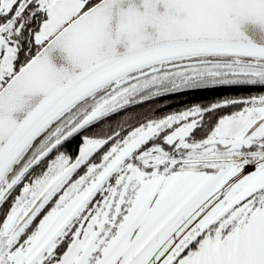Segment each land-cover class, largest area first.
Segmentation results:
<instances>
[{"label":"snow or ice","instance_id":"6c2138e0","mask_svg":"<svg viewBox=\"0 0 264 264\" xmlns=\"http://www.w3.org/2000/svg\"><path fill=\"white\" fill-rule=\"evenodd\" d=\"M0 264H264V0H0Z\"/></svg>","mask_w":264,"mask_h":264},{"label":"trees","instance_id":"16d2710c","mask_svg":"<svg viewBox=\"0 0 264 264\" xmlns=\"http://www.w3.org/2000/svg\"><path fill=\"white\" fill-rule=\"evenodd\" d=\"M236 90L220 89V90H204L189 93L187 95H173L169 97L159 98L157 107L161 112H170L183 107L187 103L192 102H208L214 98L224 95H231ZM159 114V113H158Z\"/></svg>","mask_w":264,"mask_h":264}]
</instances>
